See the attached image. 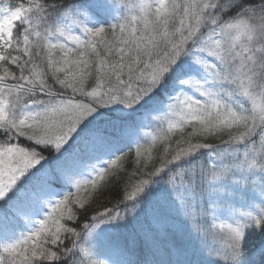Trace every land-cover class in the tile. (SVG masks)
Masks as SVG:
<instances>
[{
    "label": "snow or ice",
    "instance_id": "1",
    "mask_svg": "<svg viewBox=\"0 0 264 264\" xmlns=\"http://www.w3.org/2000/svg\"><path fill=\"white\" fill-rule=\"evenodd\" d=\"M53 5L27 0L0 17V200L26 219L55 185L70 182L75 192L51 203L32 231L0 245V264H105L92 258L88 235L136 213L154 178L172 188L193 230L215 239L197 200L237 169L264 173V0H139L120 22L97 27ZM146 128V142L119 150ZM216 145L236 147L190 162ZM126 167L133 171L122 189L103 203L91 198ZM88 169L91 178H76ZM144 214L154 245L155 236L182 232L166 191ZM250 225L264 229V215L219 224L223 258L238 261ZM257 241L264 254V231L248 244Z\"/></svg>",
    "mask_w": 264,
    "mask_h": 264
},
{
    "label": "trees",
    "instance_id": "2",
    "mask_svg": "<svg viewBox=\"0 0 264 264\" xmlns=\"http://www.w3.org/2000/svg\"><path fill=\"white\" fill-rule=\"evenodd\" d=\"M20 3H27V0H0V10L14 9ZM139 0H54L53 7L64 8L71 7L76 9L74 15L77 19L82 20L89 27H97L100 25H110L120 22L123 17L128 14V9L138 4ZM95 4L100 7H92ZM138 12V9H135ZM87 12V15H85ZM99 16V17H97ZM92 17L102 18L103 23L97 25L90 20ZM69 19V27L77 34L80 33L78 25L71 23ZM151 130L146 128L139 133L136 141L127 144V148H135L137 142L144 143L147 137L145 131ZM147 146V145H146ZM236 146L216 145L213 149H203L200 153L190 157V162L214 161L212 155L214 151L227 149L231 155ZM156 148L162 151V147L157 142ZM127 149V150H128ZM125 150V151H127ZM155 154V150L154 153ZM133 167H126L118 172L109 185V190L102 194L92 193V199L97 203H103L106 199L111 198L109 192L115 195V192L122 189L124 183L128 180L127 173H131ZM92 169H88L77 179L91 178ZM156 180L150 183L148 194L145 197V204L137 210L136 213L126 215L124 220H117L99 224L88 235L87 244L92 252V258L97 261H104L105 264H183L184 261H192L194 264H264V254L257 249L261 247L257 241L256 247L248 244L249 239L255 233L259 235L264 229L250 225L245 228V238L241 241V256L238 261L223 258L227 254L225 239L219 229L221 222L229 224H237V222L245 223L250 216L264 215V173H260L259 169H237L234 175L222 177L220 180L214 181L213 184L218 188L217 192L211 194L205 193L201 199L197 200L198 211H203L202 227L209 233H217L214 239L211 235L209 238L202 237L200 233L193 230L191 224L179 213V209L175 204V195L172 188ZM62 191L60 195L54 194L50 196L46 204L54 203L62 198L69 191L75 192L73 184L60 183L57 185ZM166 191L169 199L175 208L174 219L182 226V232L170 231L161 236H155L156 244L154 245L147 239L146 229L147 223L144 210L151 205L156 194ZM185 193L189 189H184ZM114 202V201H113ZM98 210L102 211V207ZM10 212L9 205L6 200H0V213ZM45 214L41 219L45 218ZM213 223L216 227H213ZM88 224V220L81 222V227ZM90 226V225H89ZM87 234V229L85 233ZM106 235L109 237V243L106 246H100L96 243L97 237ZM21 237H10L8 243L14 242Z\"/></svg>",
    "mask_w": 264,
    "mask_h": 264
},
{
    "label": "rangeland",
    "instance_id": "3",
    "mask_svg": "<svg viewBox=\"0 0 264 264\" xmlns=\"http://www.w3.org/2000/svg\"><path fill=\"white\" fill-rule=\"evenodd\" d=\"M9 11H2L0 12V17H2L3 15L7 14Z\"/></svg>",
    "mask_w": 264,
    "mask_h": 264
},
{
    "label": "clouds",
    "instance_id": "4",
    "mask_svg": "<svg viewBox=\"0 0 264 264\" xmlns=\"http://www.w3.org/2000/svg\"><path fill=\"white\" fill-rule=\"evenodd\" d=\"M130 9H131V8L128 9V14H129V12H130ZM128 14H127V15H128Z\"/></svg>",
    "mask_w": 264,
    "mask_h": 264
}]
</instances>
